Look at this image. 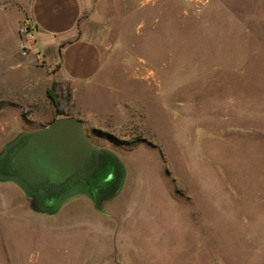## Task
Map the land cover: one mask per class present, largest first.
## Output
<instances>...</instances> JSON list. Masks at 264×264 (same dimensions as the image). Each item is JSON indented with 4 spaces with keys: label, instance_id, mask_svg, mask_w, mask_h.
I'll list each match as a JSON object with an SVG mask.
<instances>
[{
    "label": "rangeland",
    "instance_id": "1",
    "mask_svg": "<svg viewBox=\"0 0 264 264\" xmlns=\"http://www.w3.org/2000/svg\"><path fill=\"white\" fill-rule=\"evenodd\" d=\"M29 1L0 0V151L61 117L27 65ZM81 23L106 75L68 113L109 112L83 125L122 186L48 215L0 182V264H264V0H94Z\"/></svg>",
    "mask_w": 264,
    "mask_h": 264
},
{
    "label": "water",
    "instance_id": "2",
    "mask_svg": "<svg viewBox=\"0 0 264 264\" xmlns=\"http://www.w3.org/2000/svg\"><path fill=\"white\" fill-rule=\"evenodd\" d=\"M125 169L110 149L92 143L71 115L18 132L0 151V182L15 183L40 214H56L65 201L85 195L96 210L121 188Z\"/></svg>",
    "mask_w": 264,
    "mask_h": 264
},
{
    "label": "crops",
    "instance_id": "3",
    "mask_svg": "<svg viewBox=\"0 0 264 264\" xmlns=\"http://www.w3.org/2000/svg\"><path fill=\"white\" fill-rule=\"evenodd\" d=\"M93 4L94 0H30L27 7L35 29L27 65L40 61L43 68L51 71V80L57 78L70 90L73 104L80 89L88 91L90 85L106 75L101 41L86 23H81ZM32 81L23 86L32 88ZM107 114L78 103L77 111L69 115L93 125L96 115Z\"/></svg>",
    "mask_w": 264,
    "mask_h": 264
},
{
    "label": "trees",
    "instance_id": "4",
    "mask_svg": "<svg viewBox=\"0 0 264 264\" xmlns=\"http://www.w3.org/2000/svg\"><path fill=\"white\" fill-rule=\"evenodd\" d=\"M46 95L51 100L57 115H69L68 108L71 92L62 82L58 79H53L50 86L46 88Z\"/></svg>",
    "mask_w": 264,
    "mask_h": 264
},
{
    "label": "built area",
    "instance_id": "5",
    "mask_svg": "<svg viewBox=\"0 0 264 264\" xmlns=\"http://www.w3.org/2000/svg\"><path fill=\"white\" fill-rule=\"evenodd\" d=\"M34 25L30 19H25L22 23L21 31L25 34L27 41L31 42L34 39Z\"/></svg>",
    "mask_w": 264,
    "mask_h": 264
}]
</instances>
